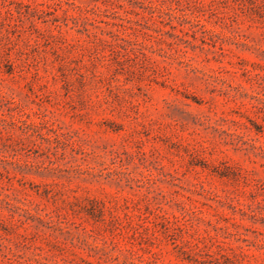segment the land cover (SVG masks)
<instances>
[{"label": "rangeland", "instance_id": "obj_1", "mask_svg": "<svg viewBox=\"0 0 264 264\" xmlns=\"http://www.w3.org/2000/svg\"><path fill=\"white\" fill-rule=\"evenodd\" d=\"M0 264H264V0H0Z\"/></svg>", "mask_w": 264, "mask_h": 264}]
</instances>
